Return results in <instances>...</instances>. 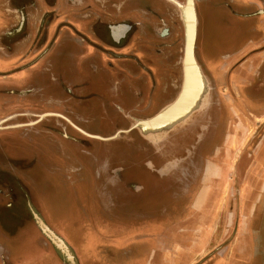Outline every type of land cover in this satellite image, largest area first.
<instances>
[{
    "label": "rangeland",
    "instance_id": "rangeland-1",
    "mask_svg": "<svg viewBox=\"0 0 264 264\" xmlns=\"http://www.w3.org/2000/svg\"><path fill=\"white\" fill-rule=\"evenodd\" d=\"M122 1H124V6L119 9V12L127 14L137 7L143 8L149 14L148 7L157 3V0ZM88 2L90 7L95 4L94 0ZM89 12L96 13L95 11ZM167 12L161 14L154 12L153 16H150L155 21L157 20L156 22H166L170 31L176 28L182 31V20L175 15L171 7ZM151 27L148 28L149 35H153ZM182 37L184 52L185 35ZM196 52L199 53L198 47ZM65 56L66 60H69L67 63L73 69L77 62L74 56L66 53ZM250 64L249 62L248 65ZM260 64L261 62L256 61V66L253 63L251 66L258 68ZM58 70L54 72L56 74L54 79L48 74L46 76L45 85L51 88L49 91L38 89L37 93H32L26 90L30 98L38 99L37 102L30 100V102L18 105L16 109L34 113L35 120L26 119L21 122L17 121L15 124H7V119L0 120V232L10 239L17 236L16 231L19 226L25 228L32 223L27 211L26 199L37 196L50 201L54 200L56 189H59L58 186L63 185V182L71 177L72 171L79 173L80 176H87L85 172L89 170L94 179L99 176L103 179L98 174L102 166L123 167L126 172L123 176L125 178L121 183L118 182L116 192L118 191L125 198L128 195L126 187L129 184L132 185L138 181L144 186H150L155 184L154 179L158 178L159 167L153 164L159 155L155 151L154 144H150L151 141L147 138H145L147 141H144L134 132L124 134L122 132V135L117 138V135H114L113 139L107 141L93 139L86 135L89 133L104 138L112 137L111 135L116 131H122L128 127L129 118L119 109L123 107L125 112L128 110L126 114L132 110L126 105L128 96L122 94L123 89L113 84H108L104 89L100 82L94 80L91 84L82 82L76 88L75 85L67 86L66 83L60 81L61 73ZM203 75L208 82L210 92V77L204 73ZM10 81L5 79L2 83L6 82V87H10ZM2 92L9 93V91ZM7 96L4 95L8 98ZM50 100H56L62 104L72 103L73 105L76 102L77 104L75 107L62 106L60 108L56 103L54 105L47 102ZM257 100L260 106H253L257 107L254 111H246L245 114L237 111V116L233 117L231 121L233 127L228 129L229 132L227 131L229 136H227L226 143L223 144V148H220L221 150H217L216 161L212 162L214 170L206 178L203 172H200L199 177L204 179L193 195V199H190V203L186 205L181 202L177 203L174 211L178 212L169 218L161 219L159 224L152 225L156 227L145 231L143 233L145 236L139 237V234H136L137 230L109 232L90 229L84 231L80 238L85 239L84 237L88 238L91 235V238L99 245V257L101 256L102 259L110 257L120 259L122 256L133 259L139 255L138 258H143L144 264H152L145 259L154 257L157 264H264L263 260L252 261L258 252L256 250L253 255V242H259L257 224L253 223V219L258 209H264V96ZM8 103L6 99L0 100V116L5 111L12 110L8 107ZM49 111L62 112L78 126L74 124L75 128L87 131V133L84 130L79 131L81 136L75 137L86 153H80L79 148L74 149V146L66 144L54 134L51 135L53 139H50L49 134L40 132L56 125V120L50 118L54 116L39 119L38 116L43 115V112L50 113ZM5 130L10 131L3 132ZM165 134L157 135V137L162 138ZM39 135H45L53 141V147L64 148L63 158L59 155L44 156L41 150L49 146L51 142L29 141V138ZM239 162H242L243 167L237 169ZM151 165L154 166L153 169ZM48 166H56L59 171H49L46 168ZM234 179H237L236 184ZM73 182L69 183L70 192L68 196L64 195V199L69 197L72 201L76 200L74 208L79 205L80 213L76 219L77 223H83L85 218L82 217H92L99 211L105 213L104 205L99 204L102 197L99 198L89 191L87 185L80 183L77 186L75 181ZM173 186L176 185H169V187ZM76 202L78 204L75 207ZM141 202L147 210L154 208H151L154 199L150 197H145ZM180 204H183V207ZM65 208L64 204L59 203L55 210H58L57 214H60ZM16 211L21 212L20 217H16ZM71 214L69 213L68 219L71 218L74 221ZM51 220L54 225L58 224L55 219ZM139 239L140 242L146 244H140ZM118 242L125 245L118 246ZM118 247L123 250H119ZM125 249L128 250L124 251ZM90 256L92 258L94 255L91 253ZM104 261L101 262L104 263Z\"/></svg>",
    "mask_w": 264,
    "mask_h": 264
},
{
    "label": "flooded vegetation",
    "instance_id": "flooded-vegetation-1",
    "mask_svg": "<svg viewBox=\"0 0 264 264\" xmlns=\"http://www.w3.org/2000/svg\"><path fill=\"white\" fill-rule=\"evenodd\" d=\"M176 1L180 5H184L186 0ZM194 2L195 6H197V8L199 7L198 10L204 15V17H202L204 29H206L208 26L207 24L211 21L217 23L213 18L214 13L212 9H218L219 7V9H225L232 13L233 18L229 17L221 20L223 24L221 23L220 26L225 31L227 37H229V42L231 43L226 48L218 50L209 42L210 38H206V34L202 35L203 27H199L200 41L199 39L196 40L195 55L203 73L210 77L211 91L205 100V105L201 109L192 114L185 123L165 134L162 138L157 137L153 140V138L150 139L144 136L140 131V126L137 124L141 120L152 117L163 107L174 101L181 89L183 79V24V30L180 31V29L176 28L177 32L175 33L174 30L170 31L169 28L162 23L159 24L152 21L151 18L154 12H167L168 8L171 7L175 15L183 22V9L176 3H173L171 0H157L155 6L148 7L149 14L145 18V22L148 28L153 26L151 27L153 29V35L140 32L137 34L138 37L135 43L133 42L132 35L127 39L126 36L123 35V37L119 39V42L116 41V35H118V32H122L123 29L120 28L121 25L115 24L112 26L111 28H113L114 35L110 36L109 39L112 41L114 50L107 49L106 51L103 50V52L96 50L100 53L99 56L101 58H99L98 61L101 62L103 59L106 62L103 64L101 62L102 66L97 64L90 68V72L85 75L78 73L72 76L71 85H75V88L82 82L91 84L94 80L100 82L104 89L108 84H113L117 88L123 89L122 94L128 96L126 105L131 107L132 110H130V113L126 114L128 110L125 112L123 107H119L121 113H125L126 117L129 118V125L125 130L116 131L114 135H117V138L122 135V132L123 134L134 132L142 140L145 141V138H147L151 141L148 142L154 144L155 151L159 155V158L153 165H157L159 171L157 173L158 178L154 179L155 184L153 185L144 186L138 181L132 185L129 184L128 187H126V194H128L127 198L121 196V193L118 191L116 192L118 182L121 183L125 178L123 177L126 173L124 168L102 166L98 174H100L103 179L99 178L100 176L94 179L92 177V172L90 173L89 170L85 172L87 176H80L79 173L72 171L71 177L63 182V185L58 186L59 189H56L57 193L54 194L55 201L52 199L51 201L46 200L44 197L37 196H31L26 199V206H29L28 212L35 211L41 216L46 226L56 237L62 240L69 250L72 262L69 261L68 257H66V255H64V253L61 252L39 228L38 233L41 234L40 242L42 243L41 249L44 251L47 250L48 247V250H50L53 258L58 264H80L77 258V250L81 249L86 242L85 239L80 238V235L84 233V231L90 229H99L109 232H130L137 230L136 234H139V237H141L145 236L143 235L145 231L156 227L152 225H157L161 219L169 218L174 213H177V210L174 211L177 203L181 202L186 205L190 199H193V195H195L199 186L202 185L204 178L199 177L200 172H203L206 178L214 170L213 163L217 158V150H221L220 148H223V144L226 143L227 136H229L228 129L233 127L231 126V121L233 117L237 116V111L238 113L245 114L246 111L251 112V110L254 111V109L257 108L253 106H260L256 99L263 98L264 96V57L261 59V64L258 68L247 64L254 54H261L264 52V44L261 48L253 51L249 50V47L260 39L259 34L255 30L254 21L251 18L243 16L244 12L247 10L237 8L232 0H194ZM255 14H261L264 17V3H261V8L255 11ZM52 16L53 15H51V17ZM56 17L59 16L56 14ZM112 17L113 19H125L124 16L121 17L120 14L116 13H113ZM142 30H144L143 27ZM95 35L98 36V33H95ZM127 46H131V48H129L130 54L125 55L115 52V49L118 50V48ZM197 47L199 48V53L196 52ZM123 56H125V58H122ZM54 60L55 57L53 58L52 56L50 61L44 63V67L40 69V72L29 75L25 81H34L37 86H40L42 80H44L43 83H45L47 78L46 70L49 69L50 71L53 69ZM240 68H244L243 75L237 73ZM9 83L10 85H16L17 82L12 81ZM68 86L70 85L68 84ZM43 88L44 90L47 89L46 85ZM224 89L225 92H223ZM30 100L35 103L38 99L35 97L27 98V100L17 98V102L20 104H25L30 102ZM54 101L56 100L47 102L55 104ZM76 104L77 102L73 105L72 103H60L58 106L60 108H62V106L75 107ZM15 107L12 108L11 111H5L4 114L0 116V120L7 119V124H15L17 121L21 122L26 119H31V121L35 120L33 117L35 115L34 113L28 111L22 112V110H16L18 106ZM59 114L61 116L56 114L48 115V117L54 116L50 118L56 120V125L52 128L49 127L46 131L42 130L40 132L49 134L50 137L54 134L66 144L74 146V149L79 148L80 153H86V150L80 146L78 140L75 138L76 136L78 137V135L81 136L79 131L84 129L81 128L82 130H79L75 128V123L68 116L62 112ZM8 131L10 130H5L3 132ZM85 132L87 133V131ZM45 137V135L35 136L29 138V141H44L46 143L50 141L51 144L41 150L42 154H44V156L59 155L63 158L64 152L62 151H65L64 148L53 147V141L50 140L53 138L51 137L49 139ZM68 160L70 159L68 158ZM153 165L150 166L152 169L154 167ZM241 167H243V164L239 162L237 169ZM46 168L49 171H59L56 166H48ZM126 169L129 170V168ZM60 175L62 176V173H60ZM119 175L122 176L119 177ZM86 179L87 181H85ZM72 180L75 181L77 186L80 183L87 185L89 191L95 193L99 198L102 197L103 199L99 201V204L104 205L105 213L101 211L96 212L92 217H82L85 218L82 224L77 223L76 219L80 213L78 209L79 205L77 208H74L73 205L76 200L72 201L69 197V199H64V195L68 196L70 192L68 189L69 183H74ZM234 182L236 184L237 179H234ZM170 184L176 186L169 187ZM145 197H150L152 200L154 199V204L151 206V208L154 207L153 209L147 210L145 209L146 207L144 208L142 206L141 201H143ZM160 199L167 200L168 202L161 201ZM59 203L64 204V208H66L62 213L57 214L58 210H55V208ZM77 204L76 202L75 207ZM183 204L180 205L182 206ZM69 213H72L71 215L74 217V221L71 218L68 219ZM51 219H55L58 224L54 225ZM253 220V223L256 222L257 224L259 242H253V255L256 250L258 252L255 257L252 258V261L258 259L264 261V209H258ZM2 238L6 239L9 237L4 236V234L2 235L0 232V239ZM144 240H146V238ZM138 241L140 242L141 240L139 239ZM140 244L146 243L140 242ZM97 246H99L98 243ZM74 247H76V250ZM127 250L128 249H125L124 251ZM112 259L114 258L110 257L106 259V261H112ZM124 259H127V257L123 258L122 256L120 259L115 260L122 261ZM130 260L132 261L131 264H136L137 262L136 257H133V259L130 258ZM141 260L143 261V258ZM154 260L155 257L145 259L147 262H153ZM2 262L17 264L16 261L14 263L11 257H9L7 250L0 244V264H5ZM41 264H44V262ZM90 264L109 263H94L92 261Z\"/></svg>",
    "mask_w": 264,
    "mask_h": 264
},
{
    "label": "crops",
    "instance_id": "crops-1",
    "mask_svg": "<svg viewBox=\"0 0 264 264\" xmlns=\"http://www.w3.org/2000/svg\"><path fill=\"white\" fill-rule=\"evenodd\" d=\"M88 1L89 0H0V100H8L9 108L20 105V103L17 102V98H23L24 100L30 98L29 95L26 94V90H30L32 93H37L38 89L44 90V80L40 82V86H37L34 81L26 82L25 79H27L29 75H34L35 72H40V69L44 67V63L50 61L52 56L53 58L55 57L54 67L50 71L47 69L46 74H51L50 77L52 76L51 78L54 79L56 77L54 72L59 69L58 71L61 73L59 75L60 81L66 83L68 86V84L71 85L73 75L78 73L85 75L90 72V68L97 64L102 66V64L106 62L103 59L101 60L102 64L98 61L100 53L96 50H100L101 52L107 49L114 50L112 41L109 38L114 35L113 28L111 27L115 24L121 25L120 28L123 29H121L122 32H118V35H116V41L118 42L123 35L126 36V39L132 35L133 42L135 43L138 37L137 34L140 32H143V34L150 32L145 22V18L148 14H146L143 8L139 9V7H137L127 14L126 12H119V9L124 6V1L122 0H94L95 4L92 7H90L91 5H89L90 3ZM232 2L237 8L247 10L244 12L243 16L251 18L254 21L255 30L259 34L260 39L256 43H253L249 47V50L253 51L261 48L264 44V17L261 14L256 15L255 11L261 8V3H264V0H232ZM114 9H116V11ZM86 11H88V13ZM89 11H95L97 14ZM195 11L197 16V40L200 38L199 27H203L202 17H204V15L198 10L197 6H195ZM212 11L214 13L213 18L217 23L214 21L208 23L206 29L203 27L202 35L206 34V38H210L209 42L212 43L214 48L218 50L224 49L231 42H229L230 39L225 34V31L220 27L222 23L221 20L229 17L233 18V16L229 11L221 8L219 9V7L218 9H212ZM113 13L120 14L121 17L124 16L125 19H113ZM159 13L161 14V11H159ZM56 14L59 17H56ZM167 14L170 13L167 12ZM51 15L53 16L51 17ZM89 17L90 20H88ZM152 21L155 20L152 19ZM157 23L168 26V24L163 21ZM142 27L144 30H142ZM174 32L176 33L177 30L174 29ZM95 33H98V36H96ZM129 48H131V46L121 47L118 48V50L115 49V52L128 55L130 54ZM65 53L72 57L74 56L75 61H77L73 69L70 66L68 67L69 63H67L68 60H66ZM263 57L264 52L261 54H254L249 62L256 66V61L259 63ZM122 58H125V56ZM237 73L243 75L244 68H240ZM5 79L11 80L10 82H17L16 85L18 84L20 86L10 85L9 83L10 87H6V82L2 83ZM7 88H9V90ZM47 89L49 91L51 88ZM2 91H9V93L6 94L7 92L4 93ZM4 95H8V98L4 97ZM54 102L60 104L59 101ZM49 103L54 104L52 102ZM58 112L59 111H52L50 114L60 115V112ZM43 114H48V112H43ZM93 135L100 136L97 134ZM111 136H114V134ZM16 212V217H20L21 212ZM28 214L32 220L30 224H34L32 226L29 224L25 228L19 226L15 238L0 239L1 246L7 250L9 257H11L14 263L16 261L17 264H41L43 262L44 264H58L53 258L50 250H48V247L47 250H44L45 252L41 249V234L38 233L39 226L34 218L38 216L42 222L44 219L35 211H30ZM84 238L86 239L87 237ZM91 239L90 235L84 243V246L78 249L79 251L77 250V258L80 264H90L92 261L94 263H102L101 261L106 260L102 259L101 256L99 257V246H96V240L92 239V241ZM119 241H122V239H119ZM117 244L122 247L125 245L120 242ZM118 248L119 250H123L120 249V247ZM74 249L76 250V247H74ZM80 252L81 254H79ZM91 253L94 255L92 257L93 259L90 256ZM138 256L139 255L135 256L137 259L136 264H144L141 260L142 258H138ZM104 262L109 264H131L132 261L130 259H124L122 261L112 259V261L108 260ZM4 263L7 264L6 262ZM152 264H157L156 259Z\"/></svg>",
    "mask_w": 264,
    "mask_h": 264
},
{
    "label": "water",
    "instance_id": "water-1",
    "mask_svg": "<svg viewBox=\"0 0 264 264\" xmlns=\"http://www.w3.org/2000/svg\"><path fill=\"white\" fill-rule=\"evenodd\" d=\"M171 1L173 3H176L179 7H181L183 9V15H184L185 46H184V52H183V58H182L183 79H182V85H181L180 92H179L177 98L175 99L176 103L177 104L179 103L177 108L172 107L173 109L168 112L166 110V108L168 106H170V104H169V105L163 107L159 112H157L152 117L145 119V120H141L137 124L140 126V131L142 132V134L144 136L150 138V139L153 138V140L157 138V135L168 133L171 130H173L174 128L178 127L180 124L185 123L186 120L192 114L197 112L199 109H201L205 105L204 102H205V100L209 94L208 82H207L205 76L203 75L202 69L199 66L198 62L196 61V57H195V41H196V33H197V16H196V11H195V2H194V0H186L184 5H180L176 0H171ZM189 60H190V62H189ZM187 63H190L191 66H194V68L200 70L199 72H201V76L204 78V82H205L204 84H206V87H208L207 88L208 90L206 89L205 93L200 98L198 96L196 97V102H192V101L190 102V99L192 98V96L190 98L189 92L186 89L187 84L191 85L190 82H192V81H190L191 76L188 75V71L186 70V66H188ZM183 91H185V94H186L185 99L180 100L179 96H180L181 92H183ZM187 101H188V104H187L186 108L184 109V111H181L176 115L173 114L174 116H171L170 118H168L167 120H165L163 122H159V124H160L159 128H156L154 126L160 118H163L166 115L170 116L172 113L175 112V110L176 111L178 110V107H181ZM159 114L161 115V117H157ZM48 115H51V114L50 113L43 114V115H40L38 117H39V119H42ZM0 124H1V122H0ZM86 135H88L90 138L103 140V141L111 140L115 137V136H112L109 138H104V137H100V136H96V135H89V134H86ZM34 219L36 220V222H37L39 228L41 229L42 233L46 237H48L56 245V247L59 248V250L61 252H63L64 255H66V257H68L69 261H71L72 257L70 256V253H69L67 246L64 245L62 240H60L58 237H56L52 233V231L46 226V224H44L40 220V218L38 216H35Z\"/></svg>",
    "mask_w": 264,
    "mask_h": 264
},
{
    "label": "bare ground",
    "instance_id": "bare-ground-1",
    "mask_svg": "<svg viewBox=\"0 0 264 264\" xmlns=\"http://www.w3.org/2000/svg\"><path fill=\"white\" fill-rule=\"evenodd\" d=\"M189 62H190V60H189ZM188 64V66H186V70L188 71V75H190L191 76V79H190V81H192V82H190L191 83V85L190 84H187V86H186V89L188 90V92H189V96H190V98H191V96H192V98L190 99V102L192 101V102H196V97L198 96L199 98L205 93V91H206V89L208 88V87H206V84H204L205 82H204V78L201 76V72H199L200 70L199 69H196V68H194V66H191L190 65V63H187ZM185 84V85H186ZM190 85V86H189ZM208 90V89H207ZM185 91H183V92H181V94H180V100L181 99H185ZM189 101V100H188ZM188 101L187 102H185V104H183L181 107H178V110L176 111L175 110V112L174 113H172L170 116L169 115H166L165 117H163V118H158L159 120L156 122V124L154 125L156 128H159L160 127V124H159V122H163V121H165V120H167L168 118H170L171 116H174V115H176V114H178L179 112H181V111H184V109L186 108V106H187V104H188ZM201 101V100H200ZM182 102V101H181ZM180 102V103H181ZM204 103H206V102H204ZM169 105V104H168ZM179 105V103L177 104L176 103V101L174 100V101H172L171 103H170V106H168L167 108H166V110L169 112V111H171L173 108H177V106ZM173 107V108H172ZM174 114V115H173ZM157 117H161V115L159 114ZM164 119V120H163Z\"/></svg>",
    "mask_w": 264,
    "mask_h": 264
}]
</instances>
